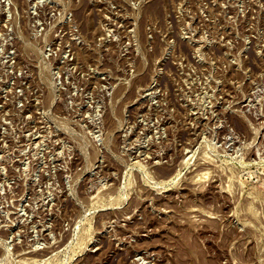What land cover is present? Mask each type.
<instances>
[{
    "label": "rangeland",
    "instance_id": "374dc122",
    "mask_svg": "<svg viewBox=\"0 0 264 264\" xmlns=\"http://www.w3.org/2000/svg\"><path fill=\"white\" fill-rule=\"evenodd\" d=\"M0 264H264V0H0Z\"/></svg>",
    "mask_w": 264,
    "mask_h": 264
}]
</instances>
